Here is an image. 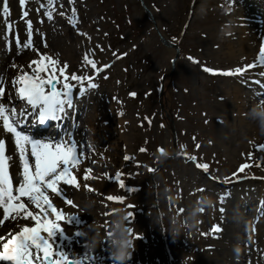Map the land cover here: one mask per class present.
<instances>
[{
  "label": "rangeland",
  "instance_id": "rangeland-1",
  "mask_svg": "<svg viewBox=\"0 0 264 264\" xmlns=\"http://www.w3.org/2000/svg\"><path fill=\"white\" fill-rule=\"evenodd\" d=\"M54 1L55 3L58 2V7L64 8L69 15H71L70 10L73 6L77 9L75 16L78 20V27L80 30L83 29L84 39L89 45L99 47L100 52L113 45L120 52H126L130 56L118 62L114 67L111 73V80L107 81L113 85V89H103L104 95L108 94V97L114 95L115 91V97L117 98V104L115 105L119 106V103H121L125 107L129 114L127 121L130 122V125L125 129H121L122 126H119L121 124L119 123L120 119L116 115L109 124L107 123L109 126L106 125L110 129L109 131L103 130V132H99L95 129L91 132L90 128L85 124L82 134L77 139L80 145L86 141L90 142V144H96L99 148H102L103 145L101 144L106 143V140L110 136L113 138V141L117 140L113 144L108 143L111 146L110 152L100 149L102 156L110 159L113 158L112 162H110V159H107L100 165L102 157L96 156L95 160L98 161L96 168L102 175L107 173L113 175L116 171H121L131 178L127 186L138 187L140 190L142 188V190L134 193L117 188L112 184L91 183L90 185L95 187L97 191H100L101 195L106 192L126 197L127 204H135L139 208L145 209L146 213L140 216L138 212L135 213L133 221L129 224L120 222L123 213L105 218L104 222H102L103 213L105 214L108 211L106 204L100 197L93 196V193L79 191L75 193L77 199L74 204L76 207H71L66 203H63V205L67 207V214L76 213L83 218L85 221L84 229L88 232L86 239L90 240L93 229H98L102 235L99 238V241H101L105 237L103 233L108 231L103 230L102 226L111 225V230L116 231L119 229L117 233H120V231L124 232L123 229H127V231L134 229V233L137 232L145 235L144 240L137 241L138 250L136 256L137 261L146 263L150 261L154 262L157 257H165L163 247H156V245L151 243L152 238L157 235L160 239L163 237L164 242L172 244L177 254H180L184 251L185 247L190 246L192 243H197L193 237L194 232L198 229H209L213 224L220 225L221 227L224 226L227 232L230 229H235L237 225H242V229H251L255 205L250 208H246L245 206L247 202L257 203L264 188V181L262 179L257 180V178H264V152L257 147V145L262 143V140L264 141V128H262L261 122L258 126V119L255 121L254 108L247 107L246 117H243L242 112L238 113V111L237 115H240V117L237 115L232 117L230 112L228 114L223 113V116L221 114L223 111L222 103L219 102L218 105L215 100L211 101V99H215V93L221 89V92H218V94L228 98V101L231 102L233 97L232 91L236 84L234 83L233 85L228 81L204 80L201 78L197 68H192L183 59L174 71V79H172L173 90L171 92L168 91V93L170 95L171 106L175 110L173 113L179 112L180 117L183 118L191 117L187 122L175 119L177 121L175 130L182 137V141L193 147L194 141L191 140V137L198 135V141L202 143L201 154L204 156V159L213 163L214 172L217 173L216 177L220 179L226 180L231 177V173L235 171L238 164L248 163L252 165L248 170V180L231 189L230 201L225 206L226 210L223 206L215 209L218 195L225 194L227 191L220 188L219 186L221 185L209 181L207 178L205 180L202 174H199L190 166H185L178 160L172 162L170 167H168L167 173L163 171L152 176L159 183V190L154 196L149 185L150 176L144 173V170L141 168L142 162L151 160V156H145V154L138 152V147L140 145H147V142L144 143V140L148 139L151 143L148 145L149 147L155 148L156 145H164L167 150H170L173 140L172 127H170L167 119L165 130L158 127L160 108L157 91L154 92L148 102H144L143 104H140L137 100H130L128 93L134 90L138 91L139 94H145L149 90H154L162 83L164 81H162V76L169 74L172 70L169 62L170 57H173L172 49L162 46L157 31L152 27V22L150 23L143 9L137 6V0L129 1L130 9L126 11L127 16L124 13L126 2L123 0H85V2L75 0L74 4H72L73 0L72 3L68 0ZM101 1H104V3L101 4ZM145 1L149 10L158 17L160 27H167L168 33L170 32L171 35L175 34L178 36L186 21V14L189 11L191 0ZM4 2L5 0H0V37L8 29V24L11 25L12 34L15 35L16 26L14 23L24 17L23 12L28 11L29 16H36L41 10L42 4L39 0H27L25 6L21 7L19 0H7L9 14L5 17L3 12ZM151 3H155L159 7L157 12L152 9ZM207 3L216 6L214 23L210 17H207V11L210 8L207 7ZM220 19L221 14L218 10L217 2L214 0H201L196 5L195 15L191 24L186 29L183 53H187L192 49L196 52L198 48H202L199 56L210 61L214 66L236 64L237 62H234L224 51L226 48L225 40L219 33ZM126 21L131 22L132 26L128 25ZM161 31L162 28L159 29V32ZM47 32V46L56 58L62 63L65 61L69 62L73 67H76L79 62H83L80 52L82 49L78 51L82 39L78 40L79 36L75 35L78 29H70L61 21L56 26L54 25L52 29L51 26L48 27ZM202 34L208 35L207 38H203ZM132 40H134V43H130ZM72 41H75V43ZM6 43L20 53L21 48L16 47L14 36L6 38ZM131 45L138 46V49L133 52ZM214 45H219L220 48L214 49ZM40 47H43V43L41 42ZM0 51H5L3 45L0 46ZM105 53L106 51L102 53V56ZM7 56H9L10 67L11 64L15 63L14 60L17 56L15 54L12 55V53H8ZM106 56L109 58L110 54L107 52ZM33 57V54H29L26 60ZM182 68L185 71H182ZM168 82L167 78L165 84H168ZM197 82L201 83L199 88L195 87ZM227 90L231 91L230 94L224 92ZM101 99L103 100L104 96H101ZM140 99L142 100V97ZM96 101L97 98L95 97L89 100V104L93 106ZM212 104L215 105L213 108L211 107ZM209 106L211 108L209 117L212 118L213 115L219 117L221 124L212 122L209 127H204L201 121L198 122L199 120L196 117L201 115V111H208ZM256 110L257 113L264 111V106L260 111H258V108ZM142 113L155 115L154 126L151 129H143L138 126V123L141 121V119H138V114ZM250 117L251 122L249 121ZM92 119H95V116H92ZM241 119L245 120L241 122ZM95 126L97 127V125ZM128 129L131 131L129 132ZM181 129L187 132L186 136L181 133ZM252 131H254L255 135L252 134ZM131 134L132 137H130ZM122 137H126L127 139ZM100 150L95 148L91 152L101 154ZM152 153L154 151H151L150 154ZM125 155H133L134 160L124 166L123 157ZM18 167V164L14 165L13 169ZM200 188H204L205 190L199 192ZM198 199H202L203 204L199 205L196 202ZM236 203L237 206H235ZM155 204H157L159 211L164 215L163 221L166 228L169 229V235H163L159 232L161 227ZM177 206L178 208L181 206L186 208L185 213L180 214V217L176 215V210L178 211ZM198 206L204 207V213H201L197 209ZM233 207H236L238 212L232 211ZM2 212L3 210L0 209V221H3ZM236 214L240 218L238 223L236 221L238 219ZM19 224V220L16 222L11 219L4 220V224H0V229H2L0 233L6 234L10 229H18ZM82 224L79 219L73 221V225L79 226L80 231H83L81 229ZM127 225L129 226L127 227ZM91 246L86 250L87 252H98V250L94 251ZM195 249V247H192L190 250L194 254H197L194 252ZM206 261L208 263L207 258Z\"/></svg>",
  "mask_w": 264,
  "mask_h": 264
},
{
  "label": "snow or ice",
  "instance_id": "snow-or-ice-1",
  "mask_svg": "<svg viewBox=\"0 0 264 264\" xmlns=\"http://www.w3.org/2000/svg\"><path fill=\"white\" fill-rule=\"evenodd\" d=\"M27 0H19L21 7H24ZM74 2V0H73ZM71 15L75 16L77 9L71 8ZM5 17L9 14V5L7 0L3 4ZM29 12L24 11L23 16L26 20L27 43L24 45L33 53L36 58L28 62L27 67L31 70L16 66L19 75L11 81V87L15 89L16 95L31 108H34L35 116L40 123L49 119H57L59 115L65 113L66 109L73 107L74 84L79 86L80 94H85L89 89H97L96 79L101 78V74L108 70V65L101 68L94 58L89 55L83 57V63L88 68L89 74H80L76 71L69 72L68 66L52 56L42 54L34 46V27L33 21L29 19ZM48 20L53 19V13H45ZM60 16H64L63 11H59ZM9 36H14L17 47L22 45L19 35L12 34L11 25L8 24ZM46 48V40L43 43ZM126 55V54H125ZM192 60V57L188 58ZM198 63V61H193ZM257 65L249 64L247 68L235 67L232 70L217 72L210 67H204L203 71L212 75H223L228 77H243L249 68H255ZM260 67L264 68V49L260 50ZM92 72L96 73L94 79ZM264 75V72L261 73ZM104 79L108 77L103 76ZM7 89L4 81L0 80V137L7 133L6 137L0 138V209L3 210V220L34 221L35 226H18V230L8 231L7 234L0 233V262L4 264H76L65 254L53 251V246L47 237H52L56 232L61 231L58 221L64 219L66 222L72 217H65L64 213L58 211L54 206L50 194L63 198V189L61 185L79 187L77 174L81 171V165L84 160V153L78 150L77 142L71 138L58 144L49 142H34L29 137L22 135L16 127V120L13 119L12 110L6 105L5 96ZM132 97L136 96L131 92ZM19 118V111L15 113ZM124 115L123 112L120 113ZM14 139L15 148L13 151H19V160L23 164L22 173L14 186L13 178L9 173V157L6 155V140L10 143ZM89 148L94 146L89 145ZM264 152V146L260 149ZM141 153L146 152L145 148H140ZM162 154H166L162 150ZM251 158V157H249ZM125 161H132L134 157L125 155ZM190 161L196 160V157L189 155ZM31 161V162H30ZM139 166V165H137ZM195 167L208 173L210 166L207 163L197 162ZM252 165L243 163L239 166L234 175L246 173V170ZM149 172L155 169L148 168ZM92 169H83V179L85 181L93 179ZM117 183L121 189L126 188V184L121 179V173L116 174ZM228 179H231L229 177ZM227 182V181H226ZM88 191H93L89 188ZM108 201L124 204L123 197L109 195ZM71 207H76L71 199L65 201ZM131 208V205H128ZM131 212H128L126 219L131 218ZM55 217V220L50 217ZM7 217V219H5ZM3 224V221H0ZM222 229L214 227L213 233H219ZM239 251V249H237ZM55 257V258H54Z\"/></svg>",
  "mask_w": 264,
  "mask_h": 264
},
{
  "label": "bare ground",
  "instance_id": "bare-ground-1",
  "mask_svg": "<svg viewBox=\"0 0 264 264\" xmlns=\"http://www.w3.org/2000/svg\"><path fill=\"white\" fill-rule=\"evenodd\" d=\"M242 48H243V50H244L246 53H248L249 48H250V44L248 43V39H247L246 36H244V41H242ZM248 54H249V53H248ZM237 90H238L239 92H241V89H240V88H237ZM95 116H96V117H97V116H101V117H103V118H106L107 120H110V118H109L110 115L107 114V112H106L105 109H104V106H103L101 103H97V107H96V109H95ZM88 121L90 122V124H92V119H91V118H89ZM100 127H103V126H100ZM233 263H235V261H234Z\"/></svg>",
  "mask_w": 264,
  "mask_h": 264
},
{
  "label": "clouds",
  "instance_id": "clouds-1",
  "mask_svg": "<svg viewBox=\"0 0 264 264\" xmlns=\"http://www.w3.org/2000/svg\"><path fill=\"white\" fill-rule=\"evenodd\" d=\"M257 115H258V116L260 117V119H261V126H262V128H264V111H260V112H258ZM124 235H125V241H126V243H127V246H128L129 248L134 247V242H132V243H129V242H128V241L130 240V238L128 237V235H127L126 232H125ZM123 258H125V259H130V254L128 253L127 250H125Z\"/></svg>",
  "mask_w": 264,
  "mask_h": 264
}]
</instances>
